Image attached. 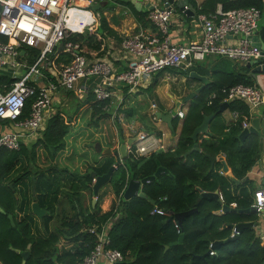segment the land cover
<instances>
[{
    "label": "trees",
    "instance_id": "trees-1",
    "mask_svg": "<svg viewBox=\"0 0 264 264\" xmlns=\"http://www.w3.org/2000/svg\"><path fill=\"white\" fill-rule=\"evenodd\" d=\"M186 1L195 10L193 2ZM216 4L222 10L254 6L261 13L264 9L263 0H204L200 10L212 12ZM257 33L264 44V19L258 23ZM112 34L113 30L100 16L89 32L74 34L71 39L79 43L83 55L94 58L104 54V36ZM0 40L5 42L6 38L2 36ZM22 49L28 53L27 64H31L38 51ZM205 59L188 69H178V73L185 76L194 71L207 80L204 87L187 101L183 118L171 120L173 129L180 125L175 146L147 156L123 158L108 179L114 197L105 211L98 206L100 195L97 194L96 204L95 201L93 205L89 201L86 207L81 204L83 188L92 196L91 187L87 186L89 173L100 175L114 164L113 155L96 153L93 146L97 142L101 148L113 150L124 140L121 127L115 121L113 129L110 113L105 107L107 102L95 99L91 92L92 79L88 80L90 87L83 96L66 91L74 100V108L52 113L35 141L22 145L17 151L0 147V264H20L19 252L25 250L28 256L24 264H77L96 241L88 229L103 223L109 225L108 246L122 255L115 264H261L264 261V237L257 236L254 227L241 228L235 238L225 241L231 233L230 224L253 223L257 219L255 213L238 209L251 206L256 189L254 182L245 175L259 158V135L248 133L242 140L238 137L242 129L240 120L248 119L243 102H226V109L238 112L235 122H225L217 111L225 102L221 88L250 85L254 79L249 67L240 62L211 65L213 61L204 62ZM215 60L222 59L216 57ZM67 62L64 51L57 50L45 69H40L44 79L54 80L60 67ZM12 80L8 74H0V82ZM29 106L30 99H26L22 115L27 114ZM83 113L85 120L78 118ZM127 114L130 119L132 111L128 110ZM209 114H212L207 128L209 134L201 133L196 137L199 151L184 156L193 143L190 139L192 130L203 115ZM0 122L5 124L6 120ZM147 129L151 131V128ZM149 133L158 136L160 131L152 129ZM207 156H219L223 162L216 160L210 167ZM157 165L164 167L166 173L140 186L145 197L123 199L119 196L116 201L129 179L152 175ZM223 165V172L227 174L219 172ZM9 183H12V189L8 187ZM213 191L219 193L221 200L201 195V192ZM64 198H74L77 202V208L69 202L73 211L70 215L64 208L57 210ZM149 200L172 214L195 210L177 223L179 230L176 232L167 217L149 213L153 204ZM31 202H36L45 211L40 223L33 219ZM222 205L228 210L221 213ZM8 214L12 217V226ZM53 219L56 224L50 228L49 222ZM179 234L183 235L181 241L169 245ZM214 241L220 243L208 247ZM209 249L213 254H208Z\"/></svg>",
    "mask_w": 264,
    "mask_h": 264
},
{
    "label": "built area",
    "instance_id": "built-area-1",
    "mask_svg": "<svg viewBox=\"0 0 264 264\" xmlns=\"http://www.w3.org/2000/svg\"><path fill=\"white\" fill-rule=\"evenodd\" d=\"M95 1L0 0V37L6 38L5 42L0 40V74L2 70L10 69L9 77L13 78L9 83L0 82V121L6 120L5 124L0 123L1 148L17 151L22 145L34 141L40 135L45 120L53 113L52 103L57 93L64 90L83 96L90 87V79L93 80L90 90L95 99L106 101L105 107L112 109V117L121 120L122 117L117 113L123 102L140 88L147 89L154 72L165 68L188 69L208 56L242 64L254 60L255 65H264V50L251 40V36L258 35L260 11L256 7L222 10L217 4L208 13L196 7L195 25L199 38L181 44L169 41L168 26L172 8L162 5L148 10L147 19L153 31H139L119 41L125 65L121 71H117L107 52L99 57L88 58L80 52L79 43L71 39L74 34L91 30L96 22L92 8ZM183 9L187 10L188 6L184 5ZM234 36H237L234 40L225 41ZM58 44L62 45L61 50L67 54L68 62L60 67L54 80L42 84L31 81V77L41 79L43 74L40 69H45L50 63L49 59L57 51ZM22 47L38 51L31 64H27V52ZM18 68H25V71L20 73ZM49 71L55 75L54 71ZM253 79L250 85L235 84L221 88L223 101L238 100L246 105L248 119L240 120L242 129L250 125L258 107L264 105V73L255 74ZM26 99H30L29 111L22 115ZM149 108L150 119L158 120L154 115L157 109L153 101H149ZM185 110L186 107H179L174 116L180 121ZM237 118L238 112L231 111V122L237 121ZM2 126L4 130H1ZM133 137L132 142L125 147V157L138 158L163 149L160 137L153 133L137 131ZM260 159L264 160V151ZM219 172L222 173L221 170ZM123 189L116 201L122 196ZM218 199L221 200L219 193ZM251 206H254L257 219H264V180L254 191ZM149 213L167 217L178 232L177 221L170 211L153 203ZM255 223L254 228L258 225ZM108 226L103 223L88 229L89 233L95 235L96 241L77 264H115L122 259L118 250L108 246ZM235 233L231 229L229 236ZM256 235L264 237V228H259ZM208 247H211L210 243ZM208 254H213V251L209 249Z\"/></svg>",
    "mask_w": 264,
    "mask_h": 264
},
{
    "label": "crops",
    "instance_id": "crops-1",
    "mask_svg": "<svg viewBox=\"0 0 264 264\" xmlns=\"http://www.w3.org/2000/svg\"><path fill=\"white\" fill-rule=\"evenodd\" d=\"M127 3L119 2L118 0H96L94 2L96 8H93L95 12V18L98 22V19L100 16H103L105 21L107 22V25L113 30L112 35H105L104 36V43H105V52L108 53V56L113 60V63L115 65V68L117 71H121L124 68V56L123 53L120 50L119 41L126 35H133L136 34L139 31L144 32H151L154 30L153 26L149 23L147 19V13L149 10V7L153 6H162L159 0H141L140 3H133L131 0H123ZM150 1V4L147 5V2ZM193 4L196 7H200L201 3L204 0H191ZM264 1V0H263ZM83 4V3H80ZM185 5L188 6V9L192 11V16L189 15V11L187 13L180 11L177 7H175L174 3L171 5L172 7V15L170 17V23L168 26V38L170 43H185L190 40H197L199 38V31L196 27L195 23V10L192 9L185 0ZM217 5V4H216ZM264 9L260 13V17L258 20V23H260L264 19ZM237 36L234 37H228L225 41L230 42L234 40ZM31 49V48H30ZM23 50H19L20 53H22ZM28 54V53H27ZM67 55V54H66ZM28 56V55H27ZM26 56V60H27ZM219 58V57H218ZM216 56H208L206 57L205 61L212 62L211 65L214 63H221L225 64L228 61L229 64H234L233 62L222 59V60H215ZM50 60V59H49ZM215 61V62H214ZM27 62V61H26ZM244 64V63H243ZM161 75H156V77H151V83L148 87L151 88V100L156 104V111L161 112H167L169 111L175 100L180 99L183 95H185L187 92L195 89L198 87L200 82L196 79H189L184 74L178 73V69H175L173 71L167 72L169 76L170 82L166 83L164 82V85H160V81H164V78L161 77L164 73V71L160 72ZM249 73L251 75V67H249ZM159 77V80L157 81V78ZM33 82H36L37 84H42L50 79H44V76L41 77H31ZM206 77L204 80V84L206 81ZM176 82V88L169 90L168 92L164 89V86H168V84ZM181 84V85H179ZM65 92L59 91L57 93V96L55 97V101L57 103L59 102L60 95ZM54 102V101H53ZM160 105L161 109H158V105ZM54 103H52L53 106ZM56 105V103H55ZM187 104H184L181 106L184 107ZM264 108V105H260L257 109L256 116L259 118L258 121V131L257 134L259 135L258 140V149H259V158L261 157L263 151H264V115H262V110ZM52 112H54L52 108ZM51 112V113H52ZM221 116L227 123H232L231 119V112L228 109H224L221 112ZM158 125V130L160 131V134L158 135L160 137V141L162 142L163 149L161 151H168L172 149L176 144V139L179 131V124L176 125L174 131L171 133L166 124L160 120H156ZM164 124L167 128H163L161 125ZM164 130V131H162ZM128 138V134L124 135V139ZM35 141V140H34ZM33 142V141H32ZM30 144V143H28ZM27 144V145H28ZM119 144H116L115 149H117ZM220 157H223L221 154ZM219 156H215V160L223 161ZM258 158V159H259ZM220 170L222 171V168L220 167ZM226 173L222 171V174ZM228 173V172H227ZM226 173V174H227ZM264 160L262 161L260 159L254 162V164L247 170L245 178L250 179L254 182L255 188L257 189L260 184H262V179H264ZM236 180V179H235ZM236 183H239L237 180ZM255 189V190H256ZM253 198V197H252ZM262 221L264 219H261ZM264 225V224H263ZM253 227V226H252ZM257 228V227H255ZM260 229L264 227H259ZM258 228V229H259Z\"/></svg>",
    "mask_w": 264,
    "mask_h": 264
},
{
    "label": "water",
    "instance_id": "water-1",
    "mask_svg": "<svg viewBox=\"0 0 264 264\" xmlns=\"http://www.w3.org/2000/svg\"><path fill=\"white\" fill-rule=\"evenodd\" d=\"M133 3H140L141 0H131ZM160 3L163 5V6H169L170 8L171 5L174 3L175 7H177L180 11H183L185 13H187L188 11L190 12L189 15L192 16V11L187 9V10H184L183 9V6L185 5V0H159ZM150 4V1L147 2V5ZM92 8H96L95 5H92ZM151 7H149V9H151ZM251 40H252V43L256 46H258L260 49L264 50V44L260 41L259 37L257 34L251 36ZM62 48V45L61 44H58L57 45V50H60ZM22 52V51H21ZM244 65L246 67H251V75L252 77H254L255 74L257 73H264V65H255V61L254 60H249L247 62L244 63ZM187 78H193V79H196L200 82V84L198 85V87H196L195 89L187 92L185 95H183L182 97H180V99L178 100H175L174 103H173V106L172 108L167 111V112H161V111H155L154 112V115L155 117L164 122L166 124V126L168 127V129L170 130V132L172 133L174 130L171 126V120L175 117L174 116V113L175 111L181 107L182 105L186 104L188 100H190L191 98H193L203 87H204V80H205V76L203 75H199L197 74L196 72L194 71H189L188 74L186 75ZM226 108V102H222L219 107H218V112L221 113L224 109ZM262 115H264V108L262 110ZM212 118V114H209V115H203L202 116V119H201V122L194 127V129L192 130L191 134H190V139L191 141L193 142L191 147L184 153V156L188 155L189 153L193 152V151H199V148H198V145L196 143V137L198 134H201V133H204V134H209L208 133V123L209 121L211 120ZM258 121H259V118L258 117H253L250 121V125L247 127V128H243L241 129L238 137L239 139H243L248 133H257L258 131ZM134 139V137H128L126 138L123 142L119 143L117 149H109V148H101L100 145L95 142L94 143V151L96 153H100V154H108V155H113L114 157V164L110 165L107 170L100 174V175H93V173L91 174V176H94V182L91 186V192H92V199H91V204L93 205L94 204V201H95V197H96V194H97V191L100 187V185H102L103 183L107 182L109 177H110V174L111 172L114 170V168L116 167V165H118L122 159L125 157V147L127 145H129L132 140ZM208 159H209V162H210V167L212 166V163L214 162L215 160V157L214 156H207ZM223 162V161H222ZM224 165L222 166V171H225L224 170ZM161 173H166V169L164 167H161L159 165H157V167L155 168L154 172L152 175H149V176H146V177H143L141 179H129L127 182H126V185L123 189V192H122V197L123 199H128L132 196H140V197H145V195L140 191V186L146 182H149L151 180H153L156 176H158L159 174ZM232 180L235 181V183L237 182V180H235L234 178H232ZM264 179H262V182H263ZM8 187L11 189L12 185L11 183L8 184ZM31 191L33 192V178L31 179ZM201 195H204V196H208V197H212L214 199H218V192L217 191H213V192H201ZM149 202L153 203L151 200H149ZM30 209H31V212L37 217V218H41L42 215L44 214V210L40 209L39 206L37 205L36 202H31L30 203ZM193 210L195 209H191V210H186V211H183V212H177V213H174L173 214V217L175 218V220L177 221V223H180L182 218L188 214H190ZM228 210V207L226 205H222L221 209L219 212H224ZM254 206H250L248 208H245V209H238V211H242V212H251V213H254ZM7 218L9 220V223L10 225L12 226L13 225V222H12V217L11 215H7ZM256 223L255 222H239V223H235V224H230L229 227L231 229H233L236 233L229 236L227 239H225V241H228V240H231L233 238H235L239 232V230L241 228H245V227H251V226H255ZM182 234H179L178 237H177V240L170 243L169 245H174L178 242L181 241L182 239ZM218 243H220V241H214L213 243H211L212 246H215L217 245ZM168 246V245H167ZM167 246H165L164 248H167ZM20 254V257H21V263L20 264H24L27 256H28V251L25 250V251H21L19 252ZM261 264H264V261L261 263Z\"/></svg>",
    "mask_w": 264,
    "mask_h": 264
},
{
    "label": "rangeland",
    "instance_id": "rangeland-1",
    "mask_svg": "<svg viewBox=\"0 0 264 264\" xmlns=\"http://www.w3.org/2000/svg\"><path fill=\"white\" fill-rule=\"evenodd\" d=\"M264 15V13H263ZM175 70L174 68H165L162 71H164L163 75L161 77L164 78V81H160V85H164V82L169 83L170 80L169 78L171 76H169L167 74V72L173 71ZM18 71L20 73H23L25 71V68H18ZM162 71H157L152 73V77H156V75H161L160 72ZM2 73L4 74H8L11 75V71L10 69H6V70H2ZM185 76V75H184ZM191 79V78H189ZM159 80V77L157 78V81ZM181 85V84H179ZM176 88V82H172L170 84H168V86H164V89L168 92L169 90H172ZM151 100V88H147V89H142L140 88L137 92H134V94L130 95L127 97V99L123 102L122 108L118 110L117 114H120V116L122 117L121 120H118L117 118H113L112 117V109L109 108L108 111L110 113V122L113 125V129H115V124L114 121H116L122 130V136L124 139V135L128 134V137H133L135 132L137 131H143V132H152V129L158 130V125H156L155 123H157L156 120H151L150 119V108H149V101ZM53 110L55 111H68L70 110V108H74V100L72 98V96L70 94H66V92H63L60 97H59V102L57 103V101L54 100L53 102ZM56 103V105H55ZM158 105V103H157ZM161 106L158 105V109ZM186 107V106H184ZM131 110L132 111V117L129 119V114H127V111ZM53 112V113H54ZM79 119H83L85 120V116L84 113L81 114L79 117ZM1 123V122H0ZM8 126H10L9 123H7ZM158 124V123H157ZM161 125V124H160ZM163 125V126H162ZM161 126L163 128H167L164 124H162ZM147 128H151V131H149ZM1 130H4V127L2 126ZM164 131V130H162ZM259 134V133H258ZM115 160V159H114ZM89 182L87 184L88 188H90L94 182V176L95 173H93L94 176H91L92 173H89ZM81 186V184H80ZM99 193V194H98ZM98 193L97 195L99 196V200H98V206L101 209V211H105L109 208L112 200H113V192L111 190V186L109 181L103 183L102 185H100L99 189H98ZM93 196L90 195L89 191L83 188V192H82V197H81V204L83 207H86L89 204V201L91 202ZM69 202H72L73 205L77 208V202L74 201V198H64L62 199L58 206H57V210H61V208H64V210L67 212L68 215H70L71 213H73L72 209L70 208ZM95 204H96V197H95ZM34 221H36L37 223H40L41 218H37L35 215L33 217ZM257 222V229H255V232L258 230L259 227H264V220H258L256 219ZM53 224H56V221L53 219L51 222H49V226L50 228L53 226Z\"/></svg>",
    "mask_w": 264,
    "mask_h": 264
},
{
    "label": "flooded vegetation",
    "instance_id": "flooded-vegetation-1",
    "mask_svg": "<svg viewBox=\"0 0 264 264\" xmlns=\"http://www.w3.org/2000/svg\"><path fill=\"white\" fill-rule=\"evenodd\" d=\"M11 185H12V183H11ZM11 189H12V187H11Z\"/></svg>",
    "mask_w": 264,
    "mask_h": 264
}]
</instances>
